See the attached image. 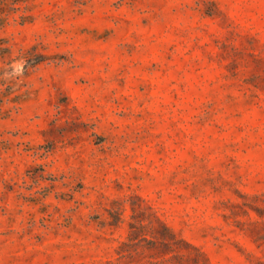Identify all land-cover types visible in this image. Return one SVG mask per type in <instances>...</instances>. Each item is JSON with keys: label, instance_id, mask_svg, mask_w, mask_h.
<instances>
[{"label": "rangeland", "instance_id": "1", "mask_svg": "<svg viewBox=\"0 0 264 264\" xmlns=\"http://www.w3.org/2000/svg\"><path fill=\"white\" fill-rule=\"evenodd\" d=\"M0 264H264V0H0Z\"/></svg>", "mask_w": 264, "mask_h": 264}]
</instances>
